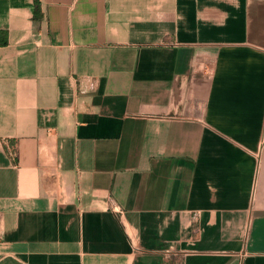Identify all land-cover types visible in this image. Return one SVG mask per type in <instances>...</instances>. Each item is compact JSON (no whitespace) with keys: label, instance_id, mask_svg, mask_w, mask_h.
<instances>
[{"label":"crops","instance_id":"0c3cea01","mask_svg":"<svg viewBox=\"0 0 264 264\" xmlns=\"http://www.w3.org/2000/svg\"><path fill=\"white\" fill-rule=\"evenodd\" d=\"M0 264H264V0H0Z\"/></svg>","mask_w":264,"mask_h":264}]
</instances>
